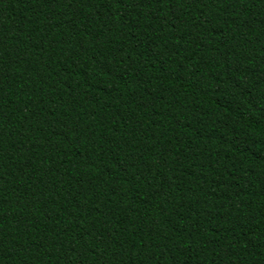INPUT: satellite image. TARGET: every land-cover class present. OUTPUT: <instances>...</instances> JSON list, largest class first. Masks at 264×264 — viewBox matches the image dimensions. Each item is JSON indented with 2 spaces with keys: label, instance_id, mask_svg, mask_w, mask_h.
<instances>
[{
  "label": "trees",
  "instance_id": "obj_1",
  "mask_svg": "<svg viewBox=\"0 0 264 264\" xmlns=\"http://www.w3.org/2000/svg\"><path fill=\"white\" fill-rule=\"evenodd\" d=\"M0 264H264V0H0Z\"/></svg>",
  "mask_w": 264,
  "mask_h": 264
}]
</instances>
